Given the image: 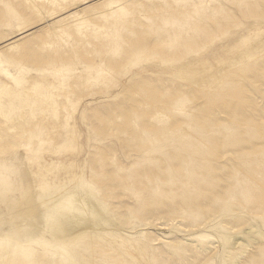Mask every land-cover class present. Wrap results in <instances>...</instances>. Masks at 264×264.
<instances>
[{
    "label": "rangeland",
    "instance_id": "374dc122",
    "mask_svg": "<svg viewBox=\"0 0 264 264\" xmlns=\"http://www.w3.org/2000/svg\"><path fill=\"white\" fill-rule=\"evenodd\" d=\"M0 160V264H264V0H0Z\"/></svg>",
    "mask_w": 264,
    "mask_h": 264
},
{
    "label": "bare ground",
    "instance_id": "6f19581e",
    "mask_svg": "<svg viewBox=\"0 0 264 264\" xmlns=\"http://www.w3.org/2000/svg\"><path fill=\"white\" fill-rule=\"evenodd\" d=\"M20 171V164L14 163L13 161L5 163L0 160V197L5 201L9 213L16 225L20 228L24 227L32 236L36 238L41 237V229L49 233L47 227H44L43 223L50 220L57 209L63 210L65 213H71L81 208L87 211V205L80 194V190L83 188L87 189L88 186L86 180L76 177L75 185L70 189L55 186L54 188H47L46 191H32L30 189L31 186H29L27 190L30 197L29 207L33 212V215L30 217L28 215V209L24 204H20V206L16 205V202L12 201L9 197V194H13L16 190L12 184V172L19 175ZM37 220L38 224L36 222ZM0 230H2V225H0Z\"/></svg>",
    "mask_w": 264,
    "mask_h": 264
}]
</instances>
